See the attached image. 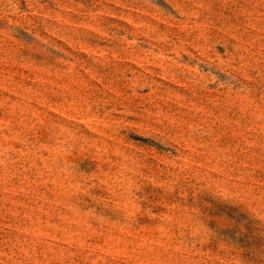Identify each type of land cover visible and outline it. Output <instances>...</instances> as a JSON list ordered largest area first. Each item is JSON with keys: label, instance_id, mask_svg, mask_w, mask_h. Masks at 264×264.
<instances>
[{"label": "rangeland", "instance_id": "obj_1", "mask_svg": "<svg viewBox=\"0 0 264 264\" xmlns=\"http://www.w3.org/2000/svg\"><path fill=\"white\" fill-rule=\"evenodd\" d=\"M0 264H264V0H0Z\"/></svg>", "mask_w": 264, "mask_h": 264}]
</instances>
